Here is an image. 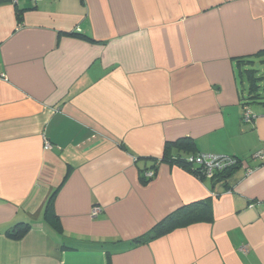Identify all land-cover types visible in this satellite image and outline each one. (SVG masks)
Here are the masks:
<instances>
[{
    "label": "crops",
    "instance_id": "0c3cea01",
    "mask_svg": "<svg viewBox=\"0 0 264 264\" xmlns=\"http://www.w3.org/2000/svg\"><path fill=\"white\" fill-rule=\"evenodd\" d=\"M250 57L264 0L0 1V264H264ZM202 154L243 163L224 185L164 160Z\"/></svg>",
    "mask_w": 264,
    "mask_h": 264
},
{
    "label": "trees",
    "instance_id": "16d2710c",
    "mask_svg": "<svg viewBox=\"0 0 264 264\" xmlns=\"http://www.w3.org/2000/svg\"><path fill=\"white\" fill-rule=\"evenodd\" d=\"M237 62L239 64V67L241 68L242 74L246 77V79L249 82V91L246 96H242L241 98L243 107L251 110V107L255 105L264 106V73L260 74V68L262 64H264V59H260V61L256 62L254 58L251 57L239 58L237 59ZM257 64H259V66H256ZM231 158L233 160H236V163L217 172L212 179L214 183H222L226 185L227 179H229V177L241 167L243 163L242 160L236 157H231ZM164 160L169 161L171 163H178L182 165L185 169L193 173L195 176L204 178V174H203L204 166L194 167L193 164L190 163L188 160H183V159H179V160L164 159ZM177 213L168 216L165 220H163L161 223L156 225L150 232L136 239L134 241V244L135 245L147 244L152 240L165 235L168 231L172 230L174 227L177 226L175 222H172L174 220L173 217L177 215ZM14 233H15V237H19V235L21 234L17 232Z\"/></svg>",
    "mask_w": 264,
    "mask_h": 264
},
{
    "label": "built area",
    "instance_id": "2783aa9c",
    "mask_svg": "<svg viewBox=\"0 0 264 264\" xmlns=\"http://www.w3.org/2000/svg\"><path fill=\"white\" fill-rule=\"evenodd\" d=\"M3 1V0H0ZM34 3H36L39 0H32ZM255 116L252 113L251 110L248 108H244L243 114H242V121L244 123H251L254 120ZM45 149L46 150H51L52 149V144L49 141L45 142ZM254 158L264 160V152L261 151L257 154L254 155ZM190 163L193 165L196 164L197 166H204V177L208 179H213L215 174L219 172L222 169L227 168L230 165H233L236 163V160H233L231 157H224V156H217V155H200L196 159H191L189 160ZM155 172L154 171H147L145 173V177L148 180H151L154 178ZM101 212L100 207H95L92 210L93 216H98Z\"/></svg>",
    "mask_w": 264,
    "mask_h": 264
},
{
    "label": "rangeland",
    "instance_id": "374dc122",
    "mask_svg": "<svg viewBox=\"0 0 264 264\" xmlns=\"http://www.w3.org/2000/svg\"><path fill=\"white\" fill-rule=\"evenodd\" d=\"M256 66H259V64H257ZM263 73H264V65L261 66V68H260V74H263Z\"/></svg>",
    "mask_w": 264,
    "mask_h": 264
}]
</instances>
